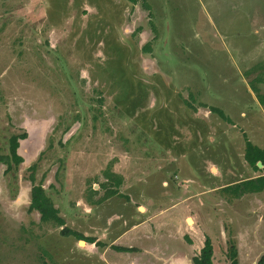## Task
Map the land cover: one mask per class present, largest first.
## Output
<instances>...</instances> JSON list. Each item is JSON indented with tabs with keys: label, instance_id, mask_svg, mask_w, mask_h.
Masks as SVG:
<instances>
[{
	"label": "rangeland",
	"instance_id": "374dc122",
	"mask_svg": "<svg viewBox=\"0 0 264 264\" xmlns=\"http://www.w3.org/2000/svg\"><path fill=\"white\" fill-rule=\"evenodd\" d=\"M145 1L0 0V156L27 134L23 162L0 163V264H122L101 252L139 222L149 237L120 244L188 251L185 235L192 258L208 237L213 264L231 245L239 264L264 253V190L228 187L263 175L244 149L264 148V0ZM32 165L65 227L96 245L29 211ZM106 170L121 196L102 200Z\"/></svg>",
	"mask_w": 264,
	"mask_h": 264
},
{
	"label": "trees",
	"instance_id": "16d2710c",
	"mask_svg": "<svg viewBox=\"0 0 264 264\" xmlns=\"http://www.w3.org/2000/svg\"><path fill=\"white\" fill-rule=\"evenodd\" d=\"M132 5H137L141 2V5L144 9L149 10V5L145 0H127ZM143 53L151 52V44L150 42L145 44L142 48ZM256 82H263L260 79H256ZM254 93L257 94V100L261 106H264V95L260 94L256 87H252ZM187 105L193 109H195L191 104L187 103ZM210 112H215L219 115V117L225 121H230L229 118L224 114L223 111L217 108H209ZM27 138V134L24 132L19 135H13L9 139V155L8 156H0V163L6 165V171H10L12 165L18 166L23 162V158L19 155L18 149L20 146V141L25 140ZM244 161L251 167L254 171H260L263 175L246 179L239 183L233 184L231 187L232 194L235 198L241 197L245 194H255L260 193L264 190V148H260L259 146L253 144L249 140L245 142L244 149ZM258 163L261 164V168L258 167ZM36 165H32L28 168L30 171L29 181L32 184L30 191V204L29 211H36L40 216V221L43 223H52L56 227H62L60 233L63 236H73L77 240H84L90 244L95 243V240L92 238L83 239V236L78 234L75 231L70 230L65 227V222L63 218L59 215L57 208L54 207L51 199L46 195L44 188L41 184H35L34 179V171ZM104 177L107 182L113 181L115 188L107 189V184H103L102 188L106 190L105 194L101 198L102 200L114 197L121 196L118 188L122 184L121 176L113 173L110 170H106L104 172ZM225 188V189H228ZM101 200L96 201V203H100ZM96 245V243H95ZM97 245L98 244L97 242ZM114 250L120 252H132L133 250L122 247H113ZM228 258L230 260V264H239L237 259V250L231 245L228 249ZM193 264H213V246L211 240L206 237L203 243V247L200 249L199 254L192 258ZM256 264H264V253L259 257Z\"/></svg>",
	"mask_w": 264,
	"mask_h": 264
},
{
	"label": "crops",
	"instance_id": "0c3cea01",
	"mask_svg": "<svg viewBox=\"0 0 264 264\" xmlns=\"http://www.w3.org/2000/svg\"><path fill=\"white\" fill-rule=\"evenodd\" d=\"M167 154L169 155V153H167ZM123 157H124L125 163H128L127 166L130 167L132 170L133 165H131V166L129 165V160L131 161L133 156H131V154L129 152H127V153H125V155ZM170 157H171L172 161H174L173 160L174 156L171 155ZM154 161L155 160L153 159L152 162H154ZM146 225L147 224L145 222H143V223L139 222L138 224L135 223V225L129 226L130 228L132 227L130 230L127 229L125 231H121V232L117 233L114 237L109 238V240H107L108 245L102 250L103 252H101V254H103V253L107 254L109 251H113V253L119 252V251L114 250L113 247H122V248H128V249L133 250L132 252H122V253L126 254L122 258V260H124V263H122V264H156V263L157 264H193L192 258L194 256H196L197 254L195 253V255L191 258L190 255L188 256L185 253V252H190L194 247V246L189 245L190 241H187V242L185 241V235L184 236L178 235V236H179V239L182 241V244L186 247V249L188 251H185V250L179 251V250L174 249V248H172L170 251H168L166 248L161 249L159 246H156V245L143 247V244H139V245L132 246L131 244H135L139 240V236L143 235V233H144V235L149 237L148 230L146 229V227H147ZM129 227H127V228H129ZM166 234L167 235L168 234L174 235L173 230L168 231ZM123 235H124V237H126V236L129 237L128 240L131 243L130 245L120 244L122 239H124L125 243L128 241L126 238H121V237H123ZM97 241L100 242L99 240H97ZM90 245H93V244H90ZM108 246L110 248L107 249ZM202 247H203V245H202ZM199 251H200V248L197 251L198 254H199ZM108 257H109V255H108ZM108 257H106V255H105V258H107V261H109ZM118 257H120V256H118ZM127 259H128V263H127ZM125 260H126V262H125ZM108 264H111V260Z\"/></svg>",
	"mask_w": 264,
	"mask_h": 264
},
{
	"label": "water",
	"instance_id": "95a60500",
	"mask_svg": "<svg viewBox=\"0 0 264 264\" xmlns=\"http://www.w3.org/2000/svg\"><path fill=\"white\" fill-rule=\"evenodd\" d=\"M257 165H258V167H260V168H261V164H260V163H258Z\"/></svg>",
	"mask_w": 264,
	"mask_h": 264
},
{
	"label": "bare ground",
	"instance_id": "6f19581e",
	"mask_svg": "<svg viewBox=\"0 0 264 264\" xmlns=\"http://www.w3.org/2000/svg\"><path fill=\"white\" fill-rule=\"evenodd\" d=\"M189 221V223L191 222L190 220H188Z\"/></svg>",
	"mask_w": 264,
	"mask_h": 264
}]
</instances>
